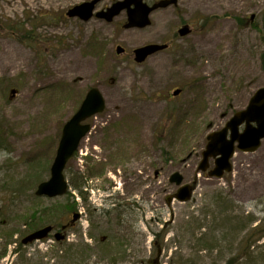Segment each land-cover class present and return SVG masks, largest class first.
Returning a JSON list of instances; mask_svg holds the SVG:
<instances>
[{"label": "rangeland", "instance_id": "rangeland-1", "mask_svg": "<svg viewBox=\"0 0 264 264\" xmlns=\"http://www.w3.org/2000/svg\"><path fill=\"white\" fill-rule=\"evenodd\" d=\"M89 1L0 0V141L7 142L0 149V207L9 214L3 225L18 241L0 264H69L68 255L75 264H110V252L76 259L78 245L96 247L103 237L110 238L116 264H227L240 250L231 230L238 226L225 222L222 232L214 230L209 236L217 245L209 253L212 240L196 242L199 221L223 200L228 216L255 219L240 239L258 224L264 231V141L254 153L237 151L234 171L223 179L198 173V166L208 135L264 86V0H177L154 11L144 29L124 28L125 12L113 24L67 15ZM188 23L195 31L180 40L177 32ZM151 42L174 46L136 63L133 51ZM118 45L125 54H116ZM185 48L191 54L180 52ZM92 87L106 109L88 121L91 131L68 165L87 179V204L73 188L68 200L41 199L35 191L50 178L62 128ZM176 89L182 93L174 97ZM175 173L194 190L187 203L167 202L178 190L170 182ZM67 202L82 219L62 245L52 234L22 245L21 258L14 253L29 231L20 217L33 206L60 210ZM116 204H128L127 214L119 218ZM58 217L57 224L70 214ZM6 241L0 236V244ZM252 249L264 255V238Z\"/></svg>", "mask_w": 264, "mask_h": 264}, {"label": "water", "instance_id": "water-1", "mask_svg": "<svg viewBox=\"0 0 264 264\" xmlns=\"http://www.w3.org/2000/svg\"><path fill=\"white\" fill-rule=\"evenodd\" d=\"M104 0H92L73 7L67 13L71 18L78 17L88 22L94 17L97 6ZM145 0H122L110 8L96 14V18L112 22L122 11L127 10L128 23L125 28H145L151 25L150 15L158 10L165 9L177 3V0H162L152 7H149ZM188 27H183L179 34L181 37L190 34ZM167 45L149 44L135 50V61L138 64L144 63L149 57L161 52ZM120 53V48L118 49ZM179 91L175 92L178 95ZM106 102L98 88H93L87 94L79 110L65 123L58 150L51 167L49 180L39 184L36 195L46 198H57L64 196L69 190V183L65 176V170L69 161L79 149L83 138L89 133L91 127L85 122L91 117L104 112ZM244 126V129L241 128ZM208 143L202 153V161L199 164L198 172H207L210 169V159L215 160V167L209 171L211 178L221 179L226 173L233 171L232 159L237 150L245 153H254L259 150L264 141V86L260 88L250 99L246 109L238 111L219 131L208 135ZM170 182L179 187L177 194L167 198L170 204L176 199L181 203L189 202L193 197V188L186 184L180 173L171 176ZM80 218L79 214L74 215V221ZM53 227L48 226L38 230L24 240V244L41 241L48 238ZM57 240L62 236L57 235Z\"/></svg>", "mask_w": 264, "mask_h": 264}, {"label": "trees", "instance_id": "trees-1", "mask_svg": "<svg viewBox=\"0 0 264 264\" xmlns=\"http://www.w3.org/2000/svg\"><path fill=\"white\" fill-rule=\"evenodd\" d=\"M240 22L244 23V21H240ZM188 54H191V53H188ZM0 136H2L1 132H0ZM3 144H4L3 141H0V149H2L4 145L6 147L7 142L4 145ZM66 172L70 174V186L73 189H78L79 195L81 196L82 201L87 204V201L89 198L88 193L85 191L87 179L82 178L81 175H78L79 180H76L77 172L69 168H67ZM26 183L27 181L24 182L23 179L20 181V184L23 186L26 185ZM69 196H67V200ZM226 203H229V202L227 201ZM215 205L216 206L214 210H209L207 212H204L203 214L204 218L202 221H199V219L195 217L196 222L199 221L198 229L201 231L203 230V233L200 234L196 242L212 240L210 244H212L213 247H209L207 249L209 250V253H213L215 246L217 245L218 239H215L214 237L210 238L209 235L215 233V231L216 233L222 232V229L225 226L221 224L225 222H226L225 224H228L229 227H232L231 224L233 225L236 224L238 228L233 227V229L231 230L233 234L237 233V236L233 239V241H236L239 243L240 250L238 251L236 255L232 257L231 260H229L227 264H234L236 261L241 262V260L242 261L245 260L244 264H264L263 253L257 254L256 250L252 249V247L255 246V244H257L259 241H261L264 238V231L261 229L260 224L256 225L255 227L250 228V230L246 233V235L242 239H240L241 234L246 231L247 227L255 223L254 217L250 214L240 216L238 214H234V212H230V215L228 216L226 213H229V210H228L229 208L224 206L223 200H221V206H219L217 203H215ZM57 207L58 206L52 208V207L45 206L43 204L36 206V207L33 206V208L29 210L26 216L20 217L19 219L20 225L22 227L29 228L28 233L32 231H36L44 227L45 225H49V224H53L57 226L56 221L58 218L60 219L58 215H60L62 218L63 216H66L67 214H71L73 211H75V209H77L76 206L70 204V202H67L64 205V207L60 210ZM128 208H129L128 204H124V205L119 204V205H116V209L114 210H117V215L120 218L121 215L127 214ZM0 212L3 213V214L0 213V236H3V238L7 240L3 245L0 244V260H1L7 254L8 246L11 245V243L13 242L18 243V241H13V237L16 235V231L10 230L7 227H5V225H3V222L6 220L9 214L8 213L4 214L5 213L4 207H0ZM108 213L110 214L111 211H108ZM208 219H211V220L206 222ZM217 225L218 227L216 228L215 226ZM109 241H110L109 237H107L106 240L100 239L97 241L96 247H93L92 245L90 246L89 244L82 242V244L78 245L76 248L77 249L76 254L79 256L76 259H78L79 262H81L82 259H85L86 261L89 262L90 259H92L93 261L94 258H97L94 255L95 252L101 251L103 254L110 252L109 256H107L110 260V264H116L118 262V258H116L117 255L111 254V252H114V251L113 250L110 251V249L107 248V246H109ZM22 245H23L22 243L21 244L19 243L18 249L16 247L14 249V253L20 256V258L23 256L21 253ZM232 245H234L233 242H232ZM243 246L245 247L244 249L246 250H242L241 247ZM72 247L73 246L70 245L68 248V251L71 250ZM118 249H123V248L119 247ZM203 249L204 247L201 250ZM120 254H125V252L118 250V255ZM65 261H67V263L69 264H75V257L73 255H68L66 258H64V262ZM141 264H149V263L143 259L141 261ZM178 264H181V263H178Z\"/></svg>", "mask_w": 264, "mask_h": 264}, {"label": "flooded vegetation", "instance_id": "flooded-vegetation-1", "mask_svg": "<svg viewBox=\"0 0 264 264\" xmlns=\"http://www.w3.org/2000/svg\"><path fill=\"white\" fill-rule=\"evenodd\" d=\"M118 1H120V0H114V1H112L108 6H104L102 9H107V8H109V7H111V6H113L114 5V3H116V2H118ZM161 0H146V3L149 5V6H153V5H155L156 3H158V2H160ZM179 1L180 0H178V5H179ZM187 1H190V3H192V1L193 0H187ZM177 5V6H178ZM125 11V10H124ZM125 13H126V11H125ZM125 16H127V14H125ZM117 17H119V15L117 16ZM116 17V18H117ZM116 18H114L113 19V21L111 22L112 24L113 23H115L116 22ZM106 22V21H105ZM101 23H104L103 22V20H101ZM107 23H110V22H107ZM127 24V17H126V21H125V23H123V21H122V26L123 27H125V25ZM188 25L189 26H187V25H185V26H187V27H189V29L191 30V34H192V32L193 31H195V29H194V24L193 23H188ZM182 28V27H181ZM180 28V29H181ZM179 29V30H180ZM179 30H178V32H179ZM177 32V35L179 36V33ZM190 34V35H191ZM187 37V36H186ZM184 38V37H183ZM183 38H181L180 36H179V39L180 40H182ZM176 39H178V37H176ZM184 39H186V38H184ZM151 43H153V42H151ZM151 43H148V44H151ZM148 44H146V45H148ZM159 44H167L168 45V48L166 49V50H164V51H167V50H169L171 47L173 48V46H174V44L173 45H171V44H168V43H159ZM146 45H143V46H146ZM118 47H121L120 49H121V52L119 53L118 52ZM189 48V47H188ZM188 48H185L183 51H180V52H182L183 54H188L189 52H190V50L191 49H188ZM135 51V50H134ZM134 51H133V54H134ZM164 51H162V52H164ZM116 54L117 55H123V54H125L126 53V50L122 47V46H120V45H118L117 47H116ZM159 53H161V52H159ZM157 55V54H156ZM75 172H78L77 170H75ZM79 176H78V174H76V180H79V178H78ZM78 178V179H77ZM77 191H78V189H77ZM75 206L77 207V205L75 204ZM59 230V228L57 227L56 228V231H58Z\"/></svg>", "mask_w": 264, "mask_h": 264}]
</instances>
